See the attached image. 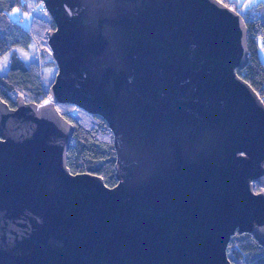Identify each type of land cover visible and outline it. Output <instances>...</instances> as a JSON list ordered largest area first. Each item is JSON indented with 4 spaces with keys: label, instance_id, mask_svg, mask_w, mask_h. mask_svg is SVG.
<instances>
[{
    "label": "water",
    "instance_id": "95a60500",
    "mask_svg": "<svg viewBox=\"0 0 264 264\" xmlns=\"http://www.w3.org/2000/svg\"><path fill=\"white\" fill-rule=\"evenodd\" d=\"M39 1L57 73L41 103L0 100V264H232L236 234L264 247V102L238 75L240 13L219 0ZM56 104L108 124L115 186L71 173L75 128Z\"/></svg>",
    "mask_w": 264,
    "mask_h": 264
},
{
    "label": "trees",
    "instance_id": "16d2710c",
    "mask_svg": "<svg viewBox=\"0 0 264 264\" xmlns=\"http://www.w3.org/2000/svg\"><path fill=\"white\" fill-rule=\"evenodd\" d=\"M219 1L239 12L246 23L249 63L245 69L238 70V75L264 102V4H257L243 14L236 2ZM17 8L26 10L27 2L22 4L21 0H0V58L14 47L29 50L33 42L38 46L42 58L41 63L26 65L14 54L8 72L0 74V100L10 108L16 107L19 97H23L27 103L43 102L48 91L42 86V67L54 69L55 74L57 73V66L48 45V35L55 29L49 13L44 9V13L34 16L29 27L25 29L11 19V13ZM55 106L75 128L68 152V168L71 173L98 175L108 187L115 186L114 136L105 120L74 105ZM255 191H261L259 185H256ZM228 258L232 264H264V247L250 234H236L228 246Z\"/></svg>",
    "mask_w": 264,
    "mask_h": 264
},
{
    "label": "rangeland",
    "instance_id": "374dc122",
    "mask_svg": "<svg viewBox=\"0 0 264 264\" xmlns=\"http://www.w3.org/2000/svg\"><path fill=\"white\" fill-rule=\"evenodd\" d=\"M263 0H237V4L240 6V12L245 14L246 11L255 7L257 4L262 3ZM27 9L17 8L11 13V19L18 23L22 28L27 29L34 16H41L44 13L43 4L37 0H27ZM253 4H256L252 6ZM14 54H17L26 65H30L33 62L41 63V53L39 52L38 46L33 42L29 50H24L21 47H14L10 49L5 55L0 58V74L4 75L8 72L11 59ZM42 86L45 91H49L51 84L55 78L54 69H45L42 67L41 73Z\"/></svg>",
    "mask_w": 264,
    "mask_h": 264
},
{
    "label": "crops",
    "instance_id": "0c3cea01",
    "mask_svg": "<svg viewBox=\"0 0 264 264\" xmlns=\"http://www.w3.org/2000/svg\"><path fill=\"white\" fill-rule=\"evenodd\" d=\"M231 1L237 2V0H231ZM262 3L264 4V0L262 1ZM254 5H256V4H253L252 6H254Z\"/></svg>",
    "mask_w": 264,
    "mask_h": 264
}]
</instances>
